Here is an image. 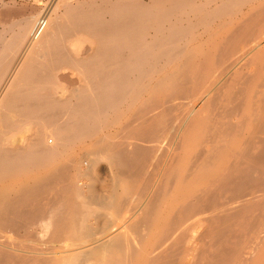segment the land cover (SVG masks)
I'll use <instances>...</instances> for the list:
<instances>
[{
    "label": "bare ground",
    "instance_id": "obj_1",
    "mask_svg": "<svg viewBox=\"0 0 264 264\" xmlns=\"http://www.w3.org/2000/svg\"><path fill=\"white\" fill-rule=\"evenodd\" d=\"M72 1L0 44V264H264V0Z\"/></svg>",
    "mask_w": 264,
    "mask_h": 264
},
{
    "label": "rangeland",
    "instance_id": "obj_2",
    "mask_svg": "<svg viewBox=\"0 0 264 264\" xmlns=\"http://www.w3.org/2000/svg\"><path fill=\"white\" fill-rule=\"evenodd\" d=\"M63 1L64 0H0V44L12 42V40H13V38L15 36L14 33H16V31H17V27H18L19 21H21L24 18H29L31 20V23L32 24H33V22L35 24L36 20H38V19H41L42 21H44L45 20L44 17H43L44 15L41 12V11H43L42 9H44L46 6L47 7L48 6L49 7L50 6L51 7H57L58 6L57 7L58 8L57 10L58 11H61V10H63V7L62 6H64ZM73 1H72V3L77 4V2L78 3L83 2V1L90 2L92 0H89V1L88 0H76V1L73 0ZM101 1L102 0H94L93 2L100 3ZM144 1L145 2H149L150 0L149 1L148 0H144ZM53 3L55 5H53ZM43 6H44V8H43ZM37 23L38 22H36L35 26L37 25ZM15 25H17V26H15ZM4 40L7 41V42H3ZM0 47H1V45H0ZM7 53H8V55H7ZM13 54H15L14 53V46L11 48L10 51H6V54L5 53L3 54V52H1V50H0V57H1V55H7L4 58H2V60H0V61L1 62H4V63L10 62L9 60H11V58H12L11 56H13ZM68 71H70V72H68ZM71 72H73V71L72 70L65 69L64 72H61L60 73V75L65 80H67V81H64V84L65 85L63 84L66 87L73 86V84L70 85V83L68 82L69 80H72V79L73 80H76L77 79V77H75V76H77V74H75V72H74V74L71 73ZM69 73H71V74H69ZM76 148H78V149H76V152H78L77 153V156H78L77 159H80L81 160V161L78 160V162H80V164H81V167L84 168V169H86V168L89 169V167H90L89 170H91V175H89V176L87 175V177L85 176V177L79 178L80 181L77 180L78 181V184H80V185L81 184H85V183H88L89 185L92 184L91 185V188L93 189V192H94V199L92 200V205L94 204L93 206L96 207L98 205V202H97L96 205H95V203H96V201L98 199V201H100L99 202L100 203L99 204V207H101V203H102L101 200H103V198L105 197V195L109 192V188H110L109 187V185H110L109 183H111V180H112L111 179L112 173L108 169V163L105 160H100L99 162L98 161H95L96 159L91 158L92 156H89V157L88 156H84L83 153H82L83 152L82 147L77 146ZM90 158L93 159L97 163L92 164L93 160H91ZM91 167H93V168H91ZM92 169H94V170H92ZM107 189H108V191H107ZM106 191H107V193H106ZM98 192H101L102 195H104V196L102 197L101 193L98 194ZM146 195H147V193H145V196L142 197V199L145 198ZM97 208H98V206H97ZM98 210H99V208H98ZM103 211L104 210H100V212L97 211L96 215L94 216V220H95L96 223L92 227L93 229L91 228V231L93 233H97L98 234L99 232H101L102 230H104L105 229V226L108 225L107 223H109V221L106 222L109 219L103 217V216L106 217V214H107L106 213L104 215V212ZM100 215H101V217H100ZM36 230L37 231L38 230L40 231V229H39L38 226H36ZM40 233L43 234L42 231H40ZM42 234H40V235H42ZM42 238L43 239L45 238V240H39L40 239V237H39V239L35 240L36 238H34L32 241H33V243H36V244L39 243V244H41L43 246L44 245L45 246L46 245H48V246L49 245H52L51 240L48 239L47 236L46 237L43 236ZM34 241H36V242H34ZM37 241H40V242L42 241V242L41 243L40 242L37 243ZM47 241H49L48 244H46ZM44 242H46V243H44ZM42 243H44V244H42ZM62 243H65V242H62Z\"/></svg>",
    "mask_w": 264,
    "mask_h": 264
}]
</instances>
